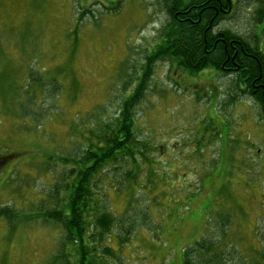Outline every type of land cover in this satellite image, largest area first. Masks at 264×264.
I'll return each instance as SVG.
<instances>
[{"label": "rangeland", "instance_id": "rangeland-1", "mask_svg": "<svg viewBox=\"0 0 264 264\" xmlns=\"http://www.w3.org/2000/svg\"><path fill=\"white\" fill-rule=\"evenodd\" d=\"M95 1L0 0V108L2 103L11 107L12 94L27 85L31 71L40 76L51 67L59 68L58 77L65 85L59 97L44 93L51 91V85L34 89L38 103L29 108L36 138L15 132L25 122L0 113V151L12 154L0 172L2 209L28 211L49 195L52 180L37 166L47 154L68 152L73 142L67 137L75 124L83 132L112 128L124 81L139 75L160 40L167 22L165 0H100L106 10ZM250 1L234 0L236 9L221 29L251 33L255 4ZM87 5L93 14L81 19L78 10ZM70 44L71 57L63 54ZM231 82L214 69L191 75L169 61L154 65L148 98L139 105L136 120L137 138L145 146L141 149L152 161L148 167L140 160V184L153 193L149 198L137 196L131 207L138 221L142 214L149 215L130 253H122L131 257V264H182L186 247L204 235L216 236L209 229L216 226V219H208L206 227L204 214L227 208L236 213L238 226L228 242H239L245 256L260 250L254 231L258 225L264 234V112L242 94L245 87L230 89ZM213 87L215 94L203 92ZM80 138L78 134L77 143ZM149 169L157 173L155 183L148 178ZM123 171L121 167L94 192L101 199L106 196L101 188L105 186L117 214L124 213L131 198L127 191L117 194ZM187 201L190 206L183 208V220L175 227L168 214ZM12 227L0 221V264H50L59 238L56 229L42 222ZM238 259L237 251L232 263Z\"/></svg>", "mask_w": 264, "mask_h": 264}, {"label": "trees", "instance_id": "trees-1", "mask_svg": "<svg viewBox=\"0 0 264 264\" xmlns=\"http://www.w3.org/2000/svg\"><path fill=\"white\" fill-rule=\"evenodd\" d=\"M165 1L167 22L159 32L160 40L152 47L146 57L147 63L139 75L124 81L122 100L118 104L119 111L114 112L116 118L112 128L110 129V125L106 126L108 132L104 133L96 132L92 128L83 132L79 131L81 125L75 124L72 133L67 137L68 142H73L72 145L67 144L68 152L55 156L47 154L43 163L37 166L52 180L49 195L40 198L28 211L18 207L0 208V221L9 222L12 229L25 222H42L59 232L50 264H131V257L122 253H130L136 235L146 228L149 220V215L144 213L141 221H138V217L132 216L131 207L137 196L145 194L149 198L153 193L152 189L140 184V160L148 167L152 161L145 156L141 149L145 146L137 138V110L148 98V83L157 61H169L191 75L207 69L218 70L232 78L230 89L245 87L242 94L252 98L264 112V0H252L249 3L255 4L251 9L254 25L253 31L247 35L232 28L221 29L222 22L236 9L234 0ZM100 5L106 10L104 5ZM78 12L82 13L81 19L83 14H93L88 5L80 8ZM59 43L60 46L64 45L63 36ZM73 50L74 47L70 44L68 52L63 54L71 57ZM59 71V68L51 67L44 71V75L40 73V76L31 71L28 76L30 78L26 79L27 85L17 88L12 94L11 107L1 104L0 113L25 122L15 132L24 135L29 133L37 137L36 123H33L29 108V105L37 106L38 103L39 97L37 93L34 94V89H45L47 85H51V91L44 93L59 97L65 90V85L59 78L60 74L58 77ZM203 92L216 93L215 88ZM1 96L5 97L3 94ZM16 107L17 110L14 111ZM76 117L79 118L80 113ZM78 134L81 135L79 143L76 142ZM7 153L0 151V172L6 166L3 163L11 158L12 154ZM121 167L124 175L121 176L122 179H118L120 186L116 188L117 194L127 191L131 198L126 202L124 213L117 214L105 186L101 187L106 192V196L103 194L105 198H102L103 195L101 199L96 198L94 192H97L99 183H104L106 178L117 173ZM110 170L112 171L109 173ZM154 172L157 175L156 171L150 169L148 173V178L153 177V183L156 179ZM189 206L187 201L186 205H178L168 214L174 220L175 227L183 220V208L187 209ZM218 211L219 213H214L211 210L204 214L207 219L206 227L208 219H216V226L209 227L212 232H216V236L204 235L186 247L183 250L182 264H264V234L260 232L258 225L255 227L254 241L260 250H250L249 255L245 256L241 254L244 249L237 246L239 242L231 243L227 240H230L232 231L233 234L237 233L234 231V228L238 229L234 219L236 213L231 208ZM237 251L238 262L232 263L233 254Z\"/></svg>", "mask_w": 264, "mask_h": 264}, {"label": "flooded vegetation", "instance_id": "flooded-vegetation-1", "mask_svg": "<svg viewBox=\"0 0 264 264\" xmlns=\"http://www.w3.org/2000/svg\"><path fill=\"white\" fill-rule=\"evenodd\" d=\"M237 1V0H236ZM236 3V2H235ZM221 9H222V7H221ZM234 12V10L232 11V13Z\"/></svg>", "mask_w": 264, "mask_h": 264}]
</instances>
